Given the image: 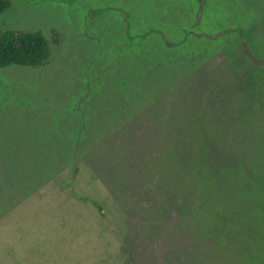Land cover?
Returning <instances> with one entry per match:
<instances>
[{
    "label": "rangeland",
    "instance_id": "1",
    "mask_svg": "<svg viewBox=\"0 0 264 264\" xmlns=\"http://www.w3.org/2000/svg\"><path fill=\"white\" fill-rule=\"evenodd\" d=\"M11 2L0 31L41 30L51 54L0 68V264H252L227 239L191 232L182 210H192L160 192L155 161L196 113L233 154L256 142L252 126L264 139V0ZM157 124L168 147L151 143ZM242 156L264 179V145ZM241 174H229V190L244 195L226 203V220L244 244L263 219L259 188ZM223 215L208 208L202 221Z\"/></svg>",
    "mask_w": 264,
    "mask_h": 264
},
{
    "label": "trees",
    "instance_id": "2",
    "mask_svg": "<svg viewBox=\"0 0 264 264\" xmlns=\"http://www.w3.org/2000/svg\"><path fill=\"white\" fill-rule=\"evenodd\" d=\"M11 5V0H0V15L7 11ZM56 41L58 42L59 39H56ZM50 54L51 48L48 38L41 30L0 31V68L11 65L31 67L42 66L46 64ZM213 97L214 95L212 97L210 96L212 99ZM157 118L159 121L162 120V117ZM259 118L255 122L259 121ZM202 120V113H196L192 121L188 120V128H186L187 126L181 121L179 123L180 126L176 127L174 131L175 136H177L180 141L172 144L175 146H173L174 149L169 153H165V156H161L162 154H160L161 161H155V164H160L165 173L164 182L159 183L163 187L160 192L170 193L172 191L177 202H185L186 211L192 210L189 215L184 211L185 208L182 210L184 213L183 216L185 217L186 215V217L189 218V228L191 232L195 234H205L211 237L212 239H210L209 242L210 244L214 243V245L216 244L214 241L216 236L218 238L227 239L229 243L231 242L232 245L236 246L238 252L241 253V255L243 254L242 256L244 258H248L249 261H252V264H264V179L261 178L262 176L260 177L259 174V161H257L258 165L256 164V166H254L252 161L247 162L246 157L242 156V153H247L254 144L258 146L259 143L262 147L264 145V139H262L261 136H256L257 133H254V128L252 126L249 130L251 131L252 139L256 142L250 144V142L248 143L245 140V142L241 143L240 149L236 154H233V150L236 147L235 143L227 141L225 142L226 147L221 145L216 134H221L222 129L211 126V122H207L204 126H201ZM255 122H253V124ZM133 123L135 122L131 121L125 129L127 130V128H129V132L132 131V137L137 138L136 133H134L137 128L135 126L133 127ZM155 126V130L161 131L162 135L159 136L158 134H154L153 137L150 136L154 139L152 141L150 140L151 143L153 144L156 141V146L158 148L168 147V145L166 146V140H170V132L164 131L162 128L163 125L161 124ZM123 129L124 127L121 130ZM224 129L231 128L225 127ZM121 130L118 131L119 134ZM151 130H154V128ZM234 130L237 131V129ZM211 133H214V135ZM242 134L248 133L246 130L241 134L237 131L235 134V136L237 135L236 139H243L245 136L248 137V135L242 136ZM228 136L229 133L225 132L223 138H227ZM228 152H231L230 157H234V161L232 159L231 161L223 162L224 169L228 174V176L224 177L221 176V173H218V158L220 159L221 153L224 155ZM168 154H170V156H168ZM228 156L229 155L226 154V156L222 157ZM235 157H241L242 159L240 158L241 160L238 161ZM142 159L147 160L148 158L142 157ZM133 162L134 158H132V160L130 159V163L133 164ZM230 168H232V171H230ZM152 169H157V167L153 166ZM236 169H240L243 173H246V175L241 174L237 180L247 177V182H250L248 184L253 183V185L259 188L256 191L258 193L257 199L258 203L262 205V208L255 214L258 215V217L261 215L263 220H259L262 224L259 226L258 224L256 225L252 233V238L244 244H242L240 239L227 228L229 220H226V217L232 213V207H228L226 203L230 205L229 202L231 201L234 203L240 202L239 196L244 195V193H234L228 188L231 184V178L229 176ZM161 176L163 175L161 174L160 177ZM150 180L151 179H147L149 182ZM156 180H159V177L155 176V181ZM169 182L170 186L167 188ZM242 188L243 186H240V189ZM133 190L129 187L128 194L134 198L137 197L138 192H134ZM235 206L239 209L236 210L237 214H242L241 209L243 208H241V206H247V204L241 202L240 206L236 204ZM208 208H213L215 212H220L221 215L224 214L222 221L216 222L209 219L205 220V222L202 221L203 212ZM206 212H208V210H206ZM228 248H230V245Z\"/></svg>",
    "mask_w": 264,
    "mask_h": 264
}]
</instances>
